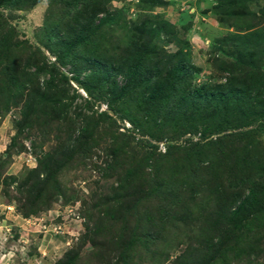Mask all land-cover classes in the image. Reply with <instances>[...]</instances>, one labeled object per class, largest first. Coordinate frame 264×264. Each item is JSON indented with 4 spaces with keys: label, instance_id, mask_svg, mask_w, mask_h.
Returning <instances> with one entry per match:
<instances>
[{
    "label": "trees",
    "instance_id": "obj_1",
    "mask_svg": "<svg viewBox=\"0 0 264 264\" xmlns=\"http://www.w3.org/2000/svg\"><path fill=\"white\" fill-rule=\"evenodd\" d=\"M114 1L124 0L49 1L44 42L57 48L62 66L71 65V77L26 40L12 46L13 26L0 12V113L21 108L8 157L15 147L25 148L21 139L33 129L41 136L32 142L34 151L41 150L35 152L37 166L10 177L18 182L24 215L60 195L65 203L76 201V191L68 194L60 177L105 143L112 159L96 167L105 178L115 174L118 183L111 194L96 193L93 207L84 211L87 232L55 264H87L81 257L88 242L93 247L84 252L95 264H146L144 255L148 264H264V9L250 12L248 0L217 1V17L234 27L223 41L236 59L229 55L218 65L225 82L191 88L193 65L180 36L188 26L177 29L165 17L169 0H138L132 19L130 6L113 10ZM24 2L0 0V6L19 8ZM172 41L180 46L175 53L163 49ZM82 71H89L85 79ZM43 74L49 77L41 82ZM71 79L90 96L106 88L109 109L122 110L133 122L144 123L137 110L156 120L159 133L149 126L153 122L144 123L156 143H148L153 148L142 160H123L132 130L127 135L101 129L102 121L117 124L110 112L96 121L80 109L70 113L62 101ZM129 97L136 112L124 104ZM165 127L177 137L199 133V139L190 135L189 143L168 142L165 152H157L160 141L173 140ZM51 135L59 145L42 151ZM6 163L0 162V182L9 185L1 180Z\"/></svg>",
    "mask_w": 264,
    "mask_h": 264
},
{
    "label": "rangeland",
    "instance_id": "obj_2",
    "mask_svg": "<svg viewBox=\"0 0 264 264\" xmlns=\"http://www.w3.org/2000/svg\"><path fill=\"white\" fill-rule=\"evenodd\" d=\"M49 1L38 0L33 3L31 0H25L23 6L19 8L0 6V12L3 13V16L13 26L15 36L12 40V46L20 40H26L33 49L34 47H38L47 61L56 63L60 71L66 72L71 77L74 73H72L71 65L62 66L57 59V48L52 49L44 42L45 18L48 12ZM137 1H114L112 2L111 9L114 10L124 4L129 5L130 9L127 16L129 19H132L139 12L135 5ZM217 1L169 0L170 3L163 11L165 17L177 29H180L182 26H188L186 32H181L180 36L188 43V45H184L183 50L189 54L190 64L193 65V68L190 69L191 88L201 86L202 84L225 82L226 78L223 77L218 65L220 61L230 59L229 55L231 56V60L236 59V54L232 53L231 50L232 46L230 47L223 41L225 37L230 35V31L234 30V27L217 17V14L212 9ZM246 2L250 9L249 11L252 13H259L264 9V0H248ZM21 48L27 51L29 47L28 45H23ZM179 48L180 46L175 41H172L170 44L166 43L163 46V49L170 53H175ZM261 50L264 51V46H262ZM261 65L264 69V56L261 58ZM88 72L82 71L80 73L81 78H84ZM48 77L49 75L43 74L40 78L41 82ZM122 77V73H118L116 78L119 84L123 82ZM69 82V92L62 103L67 105V109L69 107L70 113L75 109H80L79 111H84L93 116V120L96 121L100 113L104 111L110 112V115L115 119L117 124L109 125L108 121H102L101 129L112 130L113 127L118 133L124 134L128 133L127 130H132L133 134L130 135L133 138L130 141L127 139L128 146L126 153L122 155L124 157L123 160H130V162H132L131 160H142L146 150L153 148H150L148 143H156V140L152 139L155 135L151 133L150 129L148 130L145 127L144 123L148 121L153 122L149 126H152L154 129L156 127L154 125L156 120L148 119L141 110H137L138 117L141 114V119L144 123L140 125L137 122H133L127 115H123L122 110L111 111L109 109L111 95L106 88L96 90L97 95L90 96L84 85L79 84L73 79ZM124 101H126L124 104L127 105V108L131 107L136 112V100L129 97V99H124ZM103 108L105 110H102ZM20 110V107H13L5 115L0 113V162L7 161L1 170V180L6 178L10 183L6 185L2 181L0 182V264H55L81 241V238L87 232L88 224L84 211L93 207L98 197L96 193H112L113 186L118 183L117 176L114 174L109 178H105L102 171L96 167V165L104 167V163L110 162L112 159V155L107 151L106 144L103 143L100 147L93 148L85 163L77 164V162H74V167L72 166L69 171H65L60 177L63 182L62 185L67 189L68 194L76 191V195L78 196L76 201L73 200L65 203L64 198L60 195L56 200H50V204L38 211V213H31L28 217L25 216L23 212L27 207L22 206L16 199L20 195L17 188L18 182L10 181V177L17 176L20 178L25 172L35 168L37 166L35 152L40 153L41 150L38 148L34 151L32 146L33 140L39 141L40 131L36 128L30 132L31 137L21 139L25 148L20 151L18 146L15 147L14 154L10 158L8 157L9 148L17 130L15 122L21 117ZM56 123L58 121H55ZM164 130L167 133L166 136L173 140L167 141V139H164L160 141L157 152H165L168 142L175 144L179 142L183 144L185 142L186 144L189 143L187 137L191 133L177 137L179 134L170 133L169 128L165 127ZM160 131L156 127V133ZM193 134L191 135L192 141L198 140L199 133ZM124 137L128 138L127 136ZM53 138L54 136L51 135L50 140L46 139L42 151L54 150L59 145V142ZM261 138L264 141V133L261 134ZM161 142L164 143L163 146H161ZM77 158L80 157L77 155ZM148 169L151 170L150 168ZM25 197L24 199H26ZM96 216L101 218L100 214L99 216L96 214ZM92 247L91 242H88L83 247L82 262H88L87 264L96 263L94 259H88L86 252H84V250H90ZM184 247V245H181L177 248L175 255L183 251ZM174 257L172 256L171 260ZM143 258L145 260L144 263H150L149 256L144 255ZM169 263L170 260L164 262V264Z\"/></svg>",
    "mask_w": 264,
    "mask_h": 264
},
{
    "label": "built area",
    "instance_id": "obj_3",
    "mask_svg": "<svg viewBox=\"0 0 264 264\" xmlns=\"http://www.w3.org/2000/svg\"><path fill=\"white\" fill-rule=\"evenodd\" d=\"M103 107H104V106H103ZM123 129H124V128H123ZM163 145H164V143L161 142V146H163Z\"/></svg>",
    "mask_w": 264,
    "mask_h": 264
},
{
    "label": "clouds",
    "instance_id": "obj_4",
    "mask_svg": "<svg viewBox=\"0 0 264 264\" xmlns=\"http://www.w3.org/2000/svg\"><path fill=\"white\" fill-rule=\"evenodd\" d=\"M102 110H105V108H103Z\"/></svg>",
    "mask_w": 264,
    "mask_h": 264
}]
</instances>
